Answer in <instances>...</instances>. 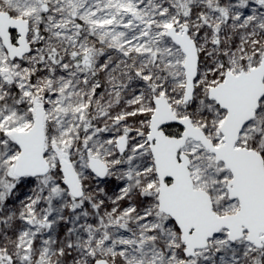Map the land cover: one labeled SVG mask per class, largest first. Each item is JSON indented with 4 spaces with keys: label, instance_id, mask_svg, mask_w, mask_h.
Instances as JSON below:
<instances>
[{
    "label": "snow or ice",
    "instance_id": "snow-or-ice-1",
    "mask_svg": "<svg viewBox=\"0 0 264 264\" xmlns=\"http://www.w3.org/2000/svg\"><path fill=\"white\" fill-rule=\"evenodd\" d=\"M0 264H264V0H0Z\"/></svg>",
    "mask_w": 264,
    "mask_h": 264
}]
</instances>
